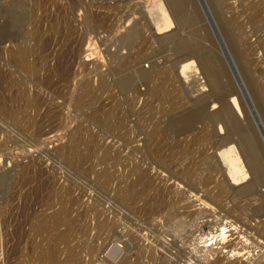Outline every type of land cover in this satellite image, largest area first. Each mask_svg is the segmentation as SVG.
Masks as SVG:
<instances>
[{"label":"rangeland","instance_id":"1","mask_svg":"<svg viewBox=\"0 0 264 264\" xmlns=\"http://www.w3.org/2000/svg\"><path fill=\"white\" fill-rule=\"evenodd\" d=\"M44 1L0 0V264H264V181L209 196L228 183L220 138L264 137V0H166L156 37L159 0ZM233 91L251 128L206 117ZM57 213L61 236L39 230ZM228 221L250 254L202 246Z\"/></svg>","mask_w":264,"mask_h":264},{"label":"bare ground","instance_id":"2","mask_svg":"<svg viewBox=\"0 0 264 264\" xmlns=\"http://www.w3.org/2000/svg\"><path fill=\"white\" fill-rule=\"evenodd\" d=\"M46 1V0H45ZM45 1L43 3H45ZM64 1V0H63ZM68 1V0H67ZM132 1V0H130ZM143 1V0H141ZM213 1V0H212ZM217 3L219 2L218 0H215ZM59 2V1H58ZM75 3V1H73ZM77 2V1H76ZM139 2V1H138ZM166 2V0H165ZM163 0H159V8H160V12H161V16L158 19V21L156 22V27L154 25V27L156 28L153 32V36L156 37L159 34H162L166 31H168L172 25L174 24V20L177 19V16L175 17L174 15V11H172L169 7V5L167 4V2L165 3ZM207 2V0H206ZM211 2V0H210ZM214 2V1H213ZM223 2H225L223 0ZM62 3V2H61ZM71 1H70V5H71ZM156 3V2H155ZM208 3V2H207ZM222 3V1H221ZM143 5V4H142ZM224 5V4H223ZM78 4L75 5V7H77ZM82 6V5H81ZM44 7V6H43ZM105 7V6H104ZM155 7V5H154ZM60 8V7H59ZM79 8V6H78ZM50 9V8H49ZM72 9V8H71ZM45 10V9H44ZM51 10V9H50ZM64 10V9H63ZM73 10V9H72ZM171 10V11H170ZM37 11V10H36ZM57 11V10H56ZM69 11V9H68ZM35 12V9H34ZM58 12V11H57ZM65 12V11H64ZM63 12V13H64ZM74 12V11H73ZM156 12V11H155ZM202 12V11H201ZM60 13V11H59ZM100 13V12H99ZM180 13V12H179ZM200 13V12H199ZM46 14V13H45ZM144 14V13H143ZM197 14V13H196ZM201 14V13H200ZM146 15V14H144ZM185 15V14H184ZM199 15V14H198ZM53 16V15H52ZM56 16V14H55ZM66 16V15H65ZM96 16V15H95ZM195 15H193L194 17ZM50 17V16H49ZM61 17V16H60ZM148 17V16H147ZM199 16H197L198 18ZM101 18V17H98ZM103 18V17H102ZM101 18V19H102ZM175 18V19H174ZM196 18V17H195ZM50 19V18H49ZM57 19V18H56ZM54 19V21L56 20ZM179 19V18H178ZM194 19V18H193ZM77 20V19H76ZM152 20V18H151ZM149 21V19H148ZM153 21V20H152ZM150 22V21H149ZM107 23V22H106ZM151 24V22H150ZM225 25V24H224ZM153 27V26H152ZM70 30V29H68ZM136 30V29H135ZM152 30V31H153ZM69 32V31H67ZM134 32V31H133ZM136 33H138L136 31ZM134 33V34H136ZM133 34V33H132ZM133 34V35H134ZM170 34V33H169ZM229 34V33H228ZM35 35V34H34ZM160 36V35H159ZM168 36V35H165ZM63 37V36H62ZM68 37V35H67ZM135 37V35L133 36ZM162 37V36H161ZM160 37V38H161ZM164 37V36H163ZM162 37V38H163ZM8 40V39H6ZM50 41V40H49ZM73 43V42H72ZM83 43V42H82ZM36 44V43H35ZM22 45V44H21ZM20 46V44H19ZM29 47V46H28ZM71 47V46H70ZM69 49V48H68ZM179 49V48H178ZM8 50V48H7ZM43 50V49H42ZM201 50V49H200ZM177 51V50H176ZM247 51V50H246ZM136 53V52H135ZM18 55V54H17ZM21 56V55H20ZM197 56V55H195ZM193 56V54L187 55L183 58V60L180 61V74L182 76H186L190 71L191 72H196L199 69V65L200 63L197 62V58ZM238 57V56H237ZM27 58V57H26ZM196 58V59H195ZM66 59V58H65ZM57 60V59H56ZM74 62V61H73ZM39 64V63H38ZM29 68V67H28ZM179 72V71H178ZM35 73V72H34ZM177 73V72H175ZM179 74V73H178ZM197 74V73H196ZM194 75V74H193ZM190 76V75H189ZM180 77V76H179ZM199 77V76H198ZM236 79H238L239 77L236 76ZM181 79V78H180ZM196 79V78H195ZM203 79V78H202ZM201 81V80H200ZM199 82V81H198ZM190 84V83H189ZM188 84V85H189ZM192 84V83H191ZM196 84V83H195ZM200 84V83H199ZM90 85V84H88ZM87 85V87H88ZM194 86V85H193ZM208 87V86H207ZM86 88V87H85ZM90 86L87 88L89 89ZM199 88V87H198ZM201 88V87H200ZM91 89V88H90ZM198 90V89H197ZM196 90V91H197ZM202 91V90H201ZM86 92V91H85ZM85 95V94H84ZM83 96V95H82ZM88 96V95H86ZM229 96V103L228 105H221L219 107L218 110L213 111L212 113H210V115L208 114V116H206L208 119H210V121L215 122V120H217V124L219 126L222 125L221 123V119H225V117L229 119H231L232 116H236L238 121L240 122V124H245L244 126L247 127V129L250 127L251 128V123H249L248 119L249 116L246 115L244 109L242 108V105L240 104L238 98H237V94L236 92H231ZM39 97V96H38ZM37 97V98H38ZM219 103V102H218ZM218 103H214L213 102V109H215L217 107ZM207 106V105H206ZM210 106V105H209ZM244 107V106H243ZM234 114V115H233ZM248 116V118L246 117ZM227 118L225 119L227 121ZM233 118V117H232ZM234 122H236V119H233ZM230 120V121H233ZM209 121V122H210ZM251 121V120H250ZM228 122V121H227ZM225 123V122H224ZM233 123V122H232ZM227 124V123H226ZM236 124V123H235ZM207 125V123H206ZM205 125V126H206ZM216 125V122L215 124ZM232 125V124H231ZM197 126V125H196ZM233 126V125H232ZM236 128L237 126L234 125ZM192 127V126H191ZM228 127V126H227ZM207 128V127H205ZM204 128V129H205ZM235 128V129H236ZM253 128V126H252ZM191 129V128H189ZM214 129V128H213ZM234 129V128H233ZM232 129V130H233ZM255 129V127H254ZM181 130V129H180ZM203 130V129H200ZM199 130V131H200ZM230 130V127H229ZM228 130V131H229ZM204 131V130H203ZM239 131V130H238ZM237 131V132H238ZM249 131V130H248ZM256 131V130H255ZM254 131V133H255ZM233 132V131H231ZM236 132V131H235ZM241 132V131H240ZM239 132V133H240ZM243 132V131H242ZM253 131H249V133ZM212 133V132H211ZM217 133V132H216ZM245 133V132H244ZM248 133V132H247ZM245 133V134H247ZM251 133V134H252ZM253 133V134H254ZM155 134V133H154ZM234 134V133H233ZM227 135V136H223L220 138V147L217 150L216 156L218 158V160L228 164L229 167V173H228V183H226V185L221 184L220 188L217 192H213L210 191L211 193H209V196H211L212 198H215L217 200H222L224 198H226L229 195V190L230 189H235L238 192H247L248 190L252 189L253 187L256 186V184H258L261 180L264 181V137H258L259 135H252L250 136L251 139H249V142L247 143V146H244L242 144L246 143L243 142V140L245 139V137H242L245 134H237L238 137H236L235 135ZM198 135V136H197ZM197 138H201L202 134L201 132H197ZM204 135V134H203ZM211 136V135H210ZM217 136V134H216ZM219 136V135H218ZM248 136V135H247ZM247 138V137H246ZM196 139V138H194ZM253 139H255L253 141ZM187 140V139H186ZM248 140V138H247ZM166 145V144H165ZM74 154V153H73ZM164 163V162H163ZM170 165V164H169ZM168 165V166H169ZM175 167V166H174ZM110 170V169H109ZM146 173V172H145ZM148 174V173H147ZM109 174H107L108 177ZM179 175H181L183 178H190L192 175L190 173V168L187 166V168L183 169ZM141 177V176H140ZM143 177V176H142ZM261 179H260V178ZM145 178L143 177L142 180H144ZM151 179V178H150ZM106 181V180H105ZM111 181V180H110ZM147 180H145L146 182ZM150 182V180H149ZM191 182V180H190ZM206 183V182H205ZM161 184V183H160ZM159 184V186H160ZM165 184V183H164ZM163 184V186H164ZM179 184V183H178ZM147 186L148 185V181H147ZM181 186V185H180ZM232 187V188H230ZM230 188V189H229ZM256 188V187H255ZM164 189H169L166 187H164ZM254 189V188H253ZM252 189V190H253ZM259 191V190H258ZM261 191V190H260ZM123 193H121V196L123 198L126 199V197H129L127 199H131L134 200L137 198V193L135 192L134 188H133V184L129 186L128 189H126L125 191L122 190ZM254 192V190H253ZM252 192V193H253ZM250 193V192H249ZM123 194V195H122ZM140 194V193H139ZM233 194V193H232ZM244 194V193H243ZM251 194V193H250ZM234 195V194H233ZM236 195V194H235ZM249 195V194H248ZM262 195V194H261ZM247 196V195H246ZM245 197V196H244ZM208 198V197H207ZM211 198V200H212ZM201 200V199H200ZM240 210V209H239ZM238 211V210H237ZM47 220V219H46ZM45 220V221H46ZM65 220V217L59 213L56 214V217L54 218V220L51 221V223H46V222H40L38 224V228L39 230H45V229H55L56 232H58V236H61V233L59 232V227L63 224ZM219 221V220H218ZM67 225L69 224V226L71 227L72 222L67 219L66 220ZM66 225V226H67ZM262 225V224H261ZM217 230V231H216ZM213 230L216 231L215 233H212L213 231H209L208 232H204L200 234V243L203 244V247H206L208 249H220L222 252H226L231 256H238V258L245 256L246 254H250V252H243V250L245 249L244 247H238L235 246L233 242H231L233 240V238H231L233 235H235L238 230V225L233 223V221H228L225 224H219V228ZM47 231V230H46ZM263 234H264V230H262ZM239 237V236H238ZM235 241V240H234ZM241 244V243H240ZM243 245V244H242ZM229 248V249H228ZM218 252V251H217ZM41 258L43 260H47V261H52L54 258V254L52 250H47L44 251L43 253H41ZM217 261H223V259L221 257L217 258ZM218 262V263H219ZM238 263V262H237ZM264 263V262H261Z\"/></svg>","mask_w":264,"mask_h":264},{"label":"water","instance_id":"3","mask_svg":"<svg viewBox=\"0 0 264 264\" xmlns=\"http://www.w3.org/2000/svg\"><path fill=\"white\" fill-rule=\"evenodd\" d=\"M234 74L237 75L239 77V79L241 80V76L239 74V71L237 70V68L235 66H234Z\"/></svg>","mask_w":264,"mask_h":264},{"label":"built area","instance_id":"4","mask_svg":"<svg viewBox=\"0 0 264 264\" xmlns=\"http://www.w3.org/2000/svg\"><path fill=\"white\" fill-rule=\"evenodd\" d=\"M114 250V249H113Z\"/></svg>","mask_w":264,"mask_h":264}]
</instances>
